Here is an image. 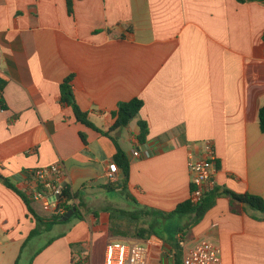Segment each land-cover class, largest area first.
Instances as JSON below:
<instances>
[{"label":"crops","instance_id":"crops-1","mask_svg":"<svg viewBox=\"0 0 264 264\" xmlns=\"http://www.w3.org/2000/svg\"><path fill=\"white\" fill-rule=\"evenodd\" d=\"M0 55V264H21L28 249L24 264H104L107 244L127 240L151 243V264H170L174 242L161 222L179 214L153 211L190 200L188 162L202 157L205 140L215 146L217 188L264 198V0H0ZM68 77L101 132L62 102ZM133 99L143 101L139 116L107 135L119 104ZM117 147L129 167L118 165L111 183ZM56 163L83 218L30 237L35 218L4 179L20 188L23 172ZM235 209L219 196L178 236L215 242L223 264H264V213ZM154 224L157 235L139 237Z\"/></svg>","mask_w":264,"mask_h":264},{"label":"built area","instance_id":"built-area-1","mask_svg":"<svg viewBox=\"0 0 264 264\" xmlns=\"http://www.w3.org/2000/svg\"><path fill=\"white\" fill-rule=\"evenodd\" d=\"M133 155L142 156L138 149L133 151ZM149 155V152L144 154L146 157ZM188 166L192 184L190 202L196 205L217 187V154L211 140L203 142L202 157H191ZM118 171V164L111 162L108 168L111 183L117 182ZM18 183L20 188L16 187L31 202L39 204L45 218L61 219L69 210L81 206V200L68 188L61 163L23 172ZM179 243L183 246V264H223L221 248L215 242L203 239L189 244L179 239ZM152 257L153 248L149 242L112 241L106 246L104 264H151Z\"/></svg>","mask_w":264,"mask_h":264},{"label":"trees","instance_id":"trees-1","mask_svg":"<svg viewBox=\"0 0 264 264\" xmlns=\"http://www.w3.org/2000/svg\"><path fill=\"white\" fill-rule=\"evenodd\" d=\"M238 1L246 2L250 0H238ZM71 81H72V77H68L61 84L62 102L72 106L75 116L79 122L87 126H90L96 129L97 131L101 132V130H99L94 124H92L88 120L87 113L82 111L81 108L77 105L75 98H74L73 91H72ZM5 85H6L5 80L0 78V104L2 108H5V103L3 99V90H4ZM142 107H143V101L140 99H133L129 102H124V103L119 104L117 112L113 113V117H115V122L106 134L110 135L114 131L128 127L131 121L139 116V113ZM259 121H260V128L264 132V107L260 109ZM139 128H140V133L137 136V139L141 144H144L147 140V136L149 132L148 125L145 121L140 120ZM82 138L84 141H86L84 135H82ZM112 138L116 139L114 137ZM117 148H118V152L115 155L114 160L123 169L128 171V167H129L128 160L124 152L119 147ZM4 181L8 187L15 190L22 197V199L24 200L28 208L29 213L35 218L36 227L31 232L30 237L40 234L42 230L48 231L56 224L66 223L70 221L71 218L68 221H61V219L59 218H44L43 216H40L39 214L36 213V211L31 205V201L26 197V195L23 192H21L18 188H16V186H14V184H12L7 178H5ZM108 187H110V185H108ZM219 196H227L230 198L233 212H237L235 209L236 204L237 205L244 204L254 210L264 213V198L263 197L258 196V195H253V194H239L229 189H219L217 187L212 192L208 193L203 198V200L196 205H193L190 202V200H188L184 203H181L174 212L163 213V212L153 211V213L161 215L164 218L171 217L175 214L191 215L192 216L191 222L180 230V232H182L186 228L187 229L191 228L192 226L199 223L203 219L207 211L215 205V201L217 197ZM72 217H78L80 220L83 218L81 206L77 207V210ZM140 231L143 233V234H140V233L138 234L140 238L145 237V232H148L149 235L152 233H154L155 235L158 234L156 231V224H154L153 226H150L147 231L144 228H141ZM172 245L174 249L173 264H183L182 246L179 244L178 241H176Z\"/></svg>","mask_w":264,"mask_h":264},{"label":"rangeland","instance_id":"rangeland-1","mask_svg":"<svg viewBox=\"0 0 264 264\" xmlns=\"http://www.w3.org/2000/svg\"><path fill=\"white\" fill-rule=\"evenodd\" d=\"M127 133L124 132V137L126 138ZM121 138V137H120ZM131 147V145L129 144V148ZM70 223H68V228L71 227L74 223L78 222L80 219L78 217H71L70 219ZM191 220L190 217L186 216L185 218L179 217V215H175L169 219H167L164 223L161 222L162 224H165V231H163L162 233V237L164 239H170V242H176L178 237L181 240H185L184 236H178L180 233V230L182 228H184V226ZM57 225V224H56ZM55 225V226H56ZM60 227L56 228L48 233H45L38 241H36V244L39 246H43L46 242L47 239H49L50 237H53L54 235H56L57 230H59ZM180 244V243H179ZM182 246V245H181ZM183 248V246H182ZM29 254V249L24 253V257L22 259L21 264H24V261H26L25 258H27ZM162 256V255H161ZM162 258V257H161ZM159 264H161V262L159 261ZM170 264H173V257L172 260L170 259Z\"/></svg>","mask_w":264,"mask_h":264},{"label":"water","instance_id":"water-1","mask_svg":"<svg viewBox=\"0 0 264 264\" xmlns=\"http://www.w3.org/2000/svg\"><path fill=\"white\" fill-rule=\"evenodd\" d=\"M76 210H77V208H73V209L69 210V211L65 214V216H63V217L61 218V221H68V220H69V219L75 214Z\"/></svg>","mask_w":264,"mask_h":264}]
</instances>
